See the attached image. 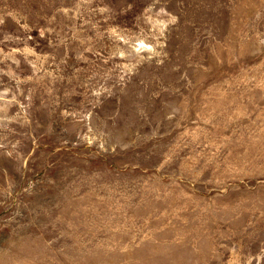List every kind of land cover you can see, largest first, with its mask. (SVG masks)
<instances>
[{
    "label": "rangeland",
    "instance_id": "1",
    "mask_svg": "<svg viewBox=\"0 0 264 264\" xmlns=\"http://www.w3.org/2000/svg\"><path fill=\"white\" fill-rule=\"evenodd\" d=\"M0 264H264V0H0Z\"/></svg>",
    "mask_w": 264,
    "mask_h": 264
}]
</instances>
